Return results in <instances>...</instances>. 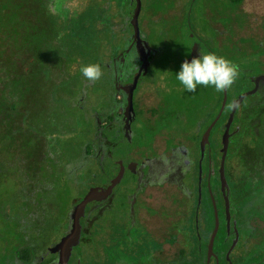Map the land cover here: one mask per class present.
I'll list each match as a JSON object with an SVG mask.
<instances>
[{"label": "rangeland", "instance_id": "obj_1", "mask_svg": "<svg viewBox=\"0 0 264 264\" xmlns=\"http://www.w3.org/2000/svg\"><path fill=\"white\" fill-rule=\"evenodd\" d=\"M127 1L0 0V264H23L18 254L21 256L25 250L32 261L34 255L59 241L69 227V210L73 203L104 176L111 161L118 164L114 169L118 167L125 172L127 160L124 161L122 142L114 148L105 147L100 159L102 169L98 173L92 172L96 164L85 160L94 157L96 152L90 141L93 119L102 117L107 106H111L113 85L122 81L113 70L109 73L106 60L113 56L110 51L123 47V29L119 32L121 23L112 16L119 14L120 18V11ZM191 1L184 0L182 5L187 7ZM210 1L219 0H201L199 16L204 8L214 9L215 5ZM218 5L220 14H225L224 4ZM153 7V11L165 13V8H159L156 3ZM232 16L231 22H227L225 16L219 24H212L215 32L205 29L196 16L197 25H191L190 29L197 41L192 44L221 52L225 49V55L217 52L216 56L238 65L247 78L258 73L264 77V0H242ZM172 26L177 27V33ZM172 26L170 41L164 47L174 49L184 45L183 32L189 29V24L181 22ZM153 28L156 33L151 27L150 32L156 40L159 27L153 25ZM175 53L181 54V51L175 50ZM128 58L119 63L122 69ZM177 60L174 55L171 64L165 57L155 61L156 70L162 72L163 83L152 86L158 87L156 91L165 98L170 111H181L180 106L185 105L180 104L183 97L192 101L193 110L202 101V96L211 103L216 101L218 92L214 87L198 85L192 93L176 78L172 79L177 75L174 70ZM89 64H100L103 71L101 79L94 84L80 71ZM148 78L151 83L155 81ZM263 91L259 95L262 99ZM121 92L118 90L116 97L122 102ZM228 92L231 94L230 90ZM230 109L229 106L223 119ZM207 117L205 109L204 122ZM190 122L187 119L183 123L185 128ZM262 127L264 136V124ZM221 139V134L210 139L213 159L218 164ZM261 167L264 171V161ZM252 173L262 185L259 192L245 194L234 190L235 182L230 184L233 189L229 192L232 194L227 229L221 212L219 216L220 241L219 247H215L219 264H264V178L257 171ZM163 191L151 190L153 207H156L154 202H162ZM132 193L119 188L106 209L89 212L85 242L77 241L78 249L82 250V264L148 263L145 257L148 234L134 216L138 206L132 204ZM208 200L205 195L202 206L208 205ZM220 207L223 209L221 203L219 210ZM192 218H189L190 224ZM171 220L169 218V222ZM153 222L159 224L156 229L155 225L153 230L150 229L158 246L155 250L167 264H178L177 253L181 248L178 232L172 225L167 226L168 223L151 219V224ZM198 227L202 229L201 224ZM188 233L195 242L188 263L204 262L206 248L199 250L193 225L188 226ZM206 234L204 231L203 235ZM234 236L235 243L230 245ZM141 255H145L144 259ZM212 264L218 262L213 260Z\"/></svg>", "mask_w": 264, "mask_h": 264}, {"label": "flooded vegetation", "instance_id": "obj_2", "mask_svg": "<svg viewBox=\"0 0 264 264\" xmlns=\"http://www.w3.org/2000/svg\"><path fill=\"white\" fill-rule=\"evenodd\" d=\"M183 1L179 0L178 3L176 0H158L157 2L128 0L120 11L121 17L119 18V14L112 16L114 20L117 18L116 21L121 23L122 27L119 32L123 29V47L120 50L114 48L113 50L116 51H110L113 56L107 58L106 63L109 73L113 70V74L117 78L120 75L122 81L121 83L117 81L113 85L111 106H107L102 117L93 119L94 130L90 141H92L96 152L94 157L85 161L95 163L97 167L92 172L93 174L98 173L102 169L100 159L105 147L114 148L122 142L124 144L122 149L125 150L124 161L127 160L124 164L125 172L118 167L114 169L118 164L111 161L104 170V176L90 187L80 200L73 203L69 210V227L66 234L45 251L34 255L32 261H30L27 250L23 253L26 258L18 254V259L23 264H82V250L78 249L77 244L81 241L85 242L87 215L93 210L106 209L119 188L133 191L134 202L132 204L138 206V211L134 216L137 221L142 223L144 232L148 234L146 256H140H143L141 259H144V256L148 259L147 264L166 263L163 257L158 255L159 252L155 250L158 246L152 235L154 232L151 230H153V225L156 229L159 224L157 222L151 224V219L168 223L167 226L171 227L172 225L178 232L180 238L178 243L181 245L177 253L180 259L178 264H189L190 253L195 246V242L191 241L188 233L189 225L194 226V236L199 250L202 251L206 248L205 260L204 262L200 261L199 264H212L213 260L219 264V254L215 250V247H219L220 241L218 236L221 228L219 216L220 212L223 218L229 215V197L232 193L225 191L226 184L224 178L221 177L220 166L215 170V166L218 165L216 160H208L209 166L213 168L211 171L213 175L206 176L201 171L207 161L205 153L209 150L213 151L210 139L215 134H220L217 127L218 120L209 132L208 142L202 147L203 138L199 143H195L192 141V137L198 136L202 132L204 110H207L208 117L213 110L210 101L208 100V106H205L202 96V101L198 102L196 110H193L192 101L188 102V99L183 97L180 104L186 106L181 105V111L171 112L165 98L156 91L158 87L152 85L162 82V72H158L155 68V61L160 58L162 60L165 57V60L171 64V58L177 55L178 60L174 62V68H176L174 70H177L175 72L178 74L185 59L191 58L190 61L187 60L191 62L194 57L198 58L199 54L203 55V53L226 54L224 53L225 49H223L224 52H221V50L217 51L199 45L195 47L193 44L191 47H187L184 42L188 38L186 35V38L182 40L184 45L181 47L174 49L164 47V45H168L166 42L170 41L172 24L178 25L185 22L189 24L190 29L191 25H197L195 17L198 16L199 22H202L205 29L215 32L212 24H219V20H225L226 17V21L231 22L235 8L242 4V0H219L215 3L210 1L215 5L214 9L204 8L200 12V16L197 11L201 0H192L187 7L182 5ZM153 3H156L159 8H165V13L164 11H153L155 9ZM218 4H224L222 6L227 8L225 14L224 12L223 15L220 14ZM202 6L200 5V7ZM153 25L159 27L156 40L153 39L150 32V27L155 32ZM172 27L177 33V27ZM166 30L167 33H165ZM192 33L195 36L193 30ZM183 34L185 33L183 32ZM175 50H180L181 54H176ZM130 55L131 58H128ZM125 58H128V63L122 69L119 63ZM161 66L163 65L161 64ZM149 76L155 80L153 83L148 78ZM174 78L176 77H172V79ZM234 86L233 84L232 89ZM118 90L122 91V102L116 97ZM228 103L233 104L230 110L234 112L237 100L229 99ZM187 119H190L191 122L190 126L185 128L183 123ZM195 150L200 151V157L197 156ZM195 171L196 175H194ZM154 188L164 190L162 202H154L156 207L150 204L154 200V195L151 192ZM205 195L209 199L210 205L202 206ZM221 199L224 200V211L221 207L219 210ZM215 208L219 226L212 244V255L208 259L207 247L214 229ZM205 210L209 213L205 214ZM191 216H193L192 224L189 223ZM169 218L174 220L169 222ZM212 221L213 226L211 225ZM199 224L202 225V229H199ZM224 225L227 229L229 222ZM163 226L164 229L165 225ZM204 231L207 232L206 235H203ZM232 238L234 241L230 242V245L235 243V236Z\"/></svg>", "mask_w": 264, "mask_h": 264}, {"label": "trees", "instance_id": "obj_3", "mask_svg": "<svg viewBox=\"0 0 264 264\" xmlns=\"http://www.w3.org/2000/svg\"><path fill=\"white\" fill-rule=\"evenodd\" d=\"M184 33L188 37L184 42H186L187 47H191L192 42H196L197 39L193 36L190 29H185ZM261 74L262 73H258L255 74V77L250 76V78H247L245 72L240 70V75L234 82V88L232 89V85L227 90L218 92V99L216 101L213 100L212 103L210 102L213 106V110L210 116L205 120L202 132L200 135L192 137L193 142L199 143L204 137L207 128L218 117L217 127L222 136L220 154L218 157V165L220 166L223 154L222 140L226 132L225 129L228 127L227 149L223 166V178L226 184L224 188L227 193L232 192L233 188L230 187L231 182H235V191L238 190L245 194L259 192V188L262 186L257 176L252 173L253 171H257L258 174L262 175L264 178V171L261 167V163L264 161V136L262 135V126L264 124L262 120L264 115V99L259 97L262 89H264V77ZM236 85H239V87ZM228 90L231 91V94ZM229 95L230 100H237V106L234 112L230 110L226 119H223L229 106H233L232 103H228ZM204 103L205 106H208L207 100H204ZM223 103L224 106L221 111ZM224 120H226L225 125H223ZM195 153L200 157L199 150H195ZM212 155L214 156V151L209 150V152L205 153L207 167L205 165L201 168V171L206 176L213 175L211 174L213 168L209 166L208 161L211 159L213 160ZM261 189L263 190V187H261ZM223 201L224 200L221 199L222 206L225 205ZM222 211H224V206ZM225 216L226 214L224 217ZM229 216L230 215L224 218V223H230ZM211 225L213 226V221ZM23 253L24 252H22V257L24 258L25 254Z\"/></svg>", "mask_w": 264, "mask_h": 264}, {"label": "clouds", "instance_id": "obj_4", "mask_svg": "<svg viewBox=\"0 0 264 264\" xmlns=\"http://www.w3.org/2000/svg\"><path fill=\"white\" fill-rule=\"evenodd\" d=\"M84 78L93 84L100 80L103 71L100 64H89L80 69ZM240 75L239 66L231 61L209 53L182 63L177 80L188 92L195 93L198 85L212 86L217 92L230 88Z\"/></svg>", "mask_w": 264, "mask_h": 264}, {"label": "water", "instance_id": "obj_5", "mask_svg": "<svg viewBox=\"0 0 264 264\" xmlns=\"http://www.w3.org/2000/svg\"><path fill=\"white\" fill-rule=\"evenodd\" d=\"M224 97H225V94H224ZM223 106H224V103L222 105L221 111L223 109ZM217 119H218V117L207 128V130L205 132V135H204V137L202 139V143H201L202 144V147L205 146V144L208 142L209 132H210L211 128L214 126V124L217 121ZM227 132H228V127L226 129V132L224 133L223 140H222L223 141V154H222V159H221V163H220V174H221V177H223V166H224V160H225L226 149H227ZM214 217H215L214 229L212 231L211 238H210V241H209V245L207 247V256H208V259L212 255V244H213V240H214V237L216 235V232H217L218 226H219L218 216H217L216 210L214 211Z\"/></svg>", "mask_w": 264, "mask_h": 264}]
</instances>
